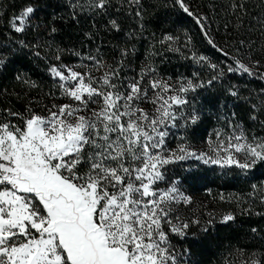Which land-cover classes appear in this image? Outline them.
Here are the masks:
<instances>
[{
	"label": "snow or ice",
	"instance_id": "1",
	"mask_svg": "<svg viewBox=\"0 0 264 264\" xmlns=\"http://www.w3.org/2000/svg\"><path fill=\"white\" fill-rule=\"evenodd\" d=\"M170 6L191 17L224 60L212 62L195 51L184 54L190 37L176 48L172 42L178 38L169 34L158 43L211 70L207 79L198 71L173 78L154 62L137 68L134 44L117 46L110 60L102 44L87 50L53 48L48 41L55 39V26L46 28L49 37L43 41L17 42L44 59L56 92H49L53 102L40 111L32 101L23 112L0 108V264H192L189 257L199 242L193 226L207 233L214 221L202 227L200 220L180 214V206L190 205L191 198L174 170L191 161L192 166L238 170L247 177L264 166V135L237 122L235 112L231 118L220 117L227 126L209 134L205 150L188 138L202 120V91L234 75L261 83L258 91L229 84L224 92L243 100L249 119L264 132V60L255 58L252 39L257 33L264 38V0H223L219 5L226 18L224 31L241 34L232 50L218 45L212 35V18L221 15L215 3L203 14L194 12L187 0H171ZM64 7L68 15L54 14L53 20L79 23L81 17H107L106 31L119 33L116 17L123 13L144 28V0H65ZM36 12L29 3L14 14L7 22L11 33H25ZM84 35L93 41L99 30ZM44 47L55 55L41 57ZM260 52L264 54V44ZM65 56L76 60L65 62ZM8 62L0 48V68ZM15 79L36 87L22 74ZM257 192L264 193V184H252L249 198ZM259 198L264 204V194ZM241 211L264 216L250 206ZM234 220L229 213L221 222ZM239 253L242 264H264V250Z\"/></svg>",
	"mask_w": 264,
	"mask_h": 264
},
{
	"label": "trees",
	"instance_id": "2",
	"mask_svg": "<svg viewBox=\"0 0 264 264\" xmlns=\"http://www.w3.org/2000/svg\"><path fill=\"white\" fill-rule=\"evenodd\" d=\"M222 2L223 0H187L191 9L201 14L209 13L210 3L217 5V12L221 15L212 18L213 22L210 24L212 35L218 45L232 50L231 46L239 41L241 34L224 31L223 24L226 18L223 17L219 7ZM29 3L37 8L29 29L22 34H12L7 22ZM170 3L171 0H144V28L142 30L138 28L134 17L121 13L116 18L122 30L117 33L106 31L104 25L107 24V17L96 18L95 21L81 17L79 23L71 19L53 20L54 14L57 18L68 15V10L64 7L65 0H0V48L9 60L6 66L0 68V108L10 107L23 112L28 104L27 94L34 92L44 94L55 90L44 59L32 55L30 49H20L17 43L22 39L30 45L43 41L49 37L46 28L51 26L58 29L54 41H48L53 44V48L59 45L63 48L75 47L87 50L102 44L103 53L110 60L114 48L134 44L136 48L134 65L137 68L145 63L154 62L162 74L173 78L180 75L191 76L194 71H198L203 78L207 79L211 70L184 59L181 53L167 51L166 45L158 43L164 34H169L178 38L172 42V47L176 48L190 37L191 43L187 48L182 49L184 54L190 55L191 51H195L207 56L212 62L219 63L224 60V57L207 43L193 19L178 8L171 7ZM97 29L99 36L95 40L89 41L85 38V32H96ZM134 32L135 36L132 35ZM252 39L255 40L257 46V55L254 54V56L264 58L259 55L260 45L264 44V38L257 33L252 36ZM156 52L161 55H154ZM54 55V51H49L46 47L41 48V57L50 58ZM75 60V57L65 56V62L72 63ZM52 62L55 63L54 60ZM18 74L34 82L36 87L32 88L29 84L18 82L15 79ZM229 84H237L242 89L247 85L249 90L255 91L262 86L259 81L247 76L234 75L224 80L223 85L217 84L213 89L202 91L198 100L202 108V120L189 133V140L204 142L214 129L227 126L220 117L231 118L232 112L236 113L237 122H242L246 128L255 129L257 134L264 135V132H260L259 127L249 119V106L243 100H236L226 95L224 88ZM242 94L247 95L248 92L245 91ZM261 118L264 119V117ZM177 173L181 182L188 186L191 196L197 194L206 196L210 191L211 198L214 200L211 202L222 209L223 213H232L235 216L234 221L226 224L221 221L213 222L207 233L200 229L193 231L199 242L192 248L190 256L192 264H242L243 257L239 253L240 249L248 253L255 251L258 254L264 250V216L255 214L249 216L241 211L242 208L250 206L254 212L264 213V204L259 198L264 193L257 192L254 199H250L248 195L252 184H264V166L256 168L247 177L239 175L238 170L222 171L217 167L203 165L191 167V171L186 173H182L181 170ZM221 196L224 199H221ZM253 227L257 229L256 233L252 232ZM191 236L192 234L190 240Z\"/></svg>",
	"mask_w": 264,
	"mask_h": 264
},
{
	"label": "rangeland",
	"instance_id": "3",
	"mask_svg": "<svg viewBox=\"0 0 264 264\" xmlns=\"http://www.w3.org/2000/svg\"><path fill=\"white\" fill-rule=\"evenodd\" d=\"M256 54V52H255ZM257 55V54H256ZM259 55L264 56L263 54L259 53ZM258 55V56H259ZM256 58V57H255ZM256 59H261L264 60V58H256ZM75 62V61H74ZM52 92H56V89L53 90ZM27 102L29 104V101H32V107H34L37 111H40L43 107V105H51L53 102L52 97L49 96V93H44L40 94V92H34L33 94H27ZM55 102H64L59 99H57ZM27 104V105H28ZM190 143L198 150H205L206 149V144L204 142H196L192 139L189 140ZM172 146H175V141H173ZM192 162L189 161L187 162L183 167H177L174 170V174L180 178L178 175V170H181L182 173H186L188 171H191ZM181 180V178H180ZM181 187L183 191L185 192L186 195H188L191 198V204L190 205H181L180 206V214L185 218L189 220H200L201 226L204 225V227L207 225V221L209 219H212L214 222L215 221H221L222 217L226 215L223 213L222 209H219L214 202L211 195L212 193L209 191L207 192L206 196H203V194H197L196 196L192 195L188 192L189 188L186 184L183 182L181 183ZM188 189V190H187ZM211 214V215H210ZM199 229L193 226L192 228V233L193 231H198ZM190 233V235L192 234ZM191 260V258L189 257Z\"/></svg>",
	"mask_w": 264,
	"mask_h": 264
}]
</instances>
